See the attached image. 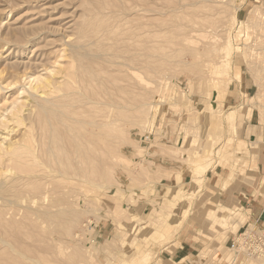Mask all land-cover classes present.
Masks as SVG:
<instances>
[{"label":"rangeland","instance_id":"1","mask_svg":"<svg viewBox=\"0 0 264 264\" xmlns=\"http://www.w3.org/2000/svg\"><path fill=\"white\" fill-rule=\"evenodd\" d=\"M162 1L143 12L137 0H0V264H264V171L246 178L237 152L264 165V0ZM97 71L125 105L79 178L55 131L83 129L69 120L72 91ZM53 77L72 89L58 101ZM41 102L49 117L36 116ZM92 107L97 118L108 108ZM246 122L261 127L258 155ZM219 166L262 197L261 220L242 203L211 212ZM176 174L186 182L167 185Z\"/></svg>","mask_w":264,"mask_h":264},{"label":"bare ground","instance_id":"2","mask_svg":"<svg viewBox=\"0 0 264 264\" xmlns=\"http://www.w3.org/2000/svg\"><path fill=\"white\" fill-rule=\"evenodd\" d=\"M145 1H146V3H145ZM165 1V0H164ZM164 1H162V2H164ZM191 1V0H190ZM208 2V1H207ZM137 3L139 4V6H141L142 8L140 9V10H142L143 12H147V11H151L152 9H151V4L153 5V2H151V4H150V0H137ZM156 3V2H155ZM144 4H146V6L144 5ZM202 5V4H201ZM163 6V5H162ZM200 6V5H199ZM160 7V6H159ZM187 7V6H186ZM190 7H192V6H190ZM152 8H154L153 6H152ZM153 11V10H152ZM161 11V10H160ZM256 11H257V8H256ZM159 13V12H158ZM136 14H139V16L140 17H142L141 15H140V13H139V11L138 12H136ZM142 14V13H141ZM144 16V15H143ZM146 16V15H145ZM144 16V17H145ZM142 27H144V24H143V26ZM141 29V28H140ZM138 31V30H137ZM140 31H142V29L140 30ZM140 31H138V32H140ZM67 32V31H66ZM149 32V31H148ZM152 32V31H151ZM151 32H150V34H151ZM161 32V31H160ZM153 33V32H152ZM147 34V33H146ZM161 34V33H160ZM66 36H67V34H66ZM140 40V39H139ZM148 49H149V47H148ZM79 50V49H78ZM144 50V49H143ZM77 52V51H76ZM81 52V51H80ZM144 52L145 53H147V49H145L144 50ZM149 52V51H148ZM98 56H101V55H97L96 57L98 58ZM93 57V56H92ZM95 57V56H94ZM88 58V57H87ZM102 59V58H101ZM109 63H111L112 62V60H110V59H108L107 60ZM102 63V62H101ZM263 63V62H262ZM113 64V63H112ZM113 65H115V64H113ZM92 70V69H91ZM54 71V70H53ZM58 71V70H57ZM62 71V70H61ZM60 71V72H61ZM96 71V70H95ZM66 72V71H65ZM65 72H64V70H63V73L65 74ZM101 72V71H100ZM61 74H62V72H61ZM71 74V73H70ZM93 74H94V71H93ZM96 74V73H95ZM105 75V74H104ZM53 76H57V75H53ZM61 76V75H60ZM59 76V77H60ZM66 76V75H65ZM58 77V78H59ZM91 77V76H90ZM94 77V78H93ZM93 79L91 80V78H90V82L91 83H87V81H86V83H78V88H76L75 90H73L72 91V94H75L76 96L78 95V96H80V98L79 99H77V101L78 102H80L79 103V105H77V106H75L76 107V109L74 110V114L76 115L75 116V118L74 117H69V120L72 122H75V123H77L76 125H78V123L79 124H81V125H83L84 127H83V129H81V130H78L77 131V133H76V135H72V134H67V132L66 131H64V132H61V131H55V135L57 136V138H58V136H59V140H61V141H63V142H65V143H67V141H69L70 143H71V145H70V147L67 149L66 147V151H65V153L63 154L64 155V160L67 158H70V157H72V158H77L76 160L78 161V163H76L77 165L76 166H78V170H76L73 174H75L74 176H76L77 175V177H85V176H87V173L89 172V167L91 166V164H92V162L93 161H97V160H99L100 161V159L102 160L103 158H102V153H101V151H102V147L101 146H99L100 145V143H97V140L99 141V138L100 137H103V135L104 134H106V136L108 135V134H110V132L112 131L113 132V128L112 129H110V131L108 130L107 132H102L101 131V129H103V128H105L106 126H111V124H116L115 122L117 121V119H118V117L116 116L117 115V113H118V109L117 108H120L119 110H121V108L122 107H124L123 105H125V104H123V105H121L120 106V101L118 100V97H121V96H118L119 95V89L117 88V85L115 84V82L114 81H116V80H113V81H111V79H106V77H103V75H101L100 73H98V71H97V75L95 76V75H93ZM52 79V78H51ZM57 78L56 77H53V86H51V84H52V81L50 80V79H47L46 80V82L45 83H40L39 85H37L34 89L37 91L38 89H42V88H44V87H47L48 88V86H51V87H53V93H55V92H57L56 94H58L59 92H61V91H63L62 90V87H63V83H59V81L58 80H56ZM60 79V78H59ZM69 79H71V78H69ZM83 79V78H82ZM115 79V78H114ZM82 81V80H81ZM85 81V80H84ZM63 82V81H62ZM71 82V81H70ZM68 85V84H67ZM76 86V87H77ZM50 87V88H51ZM72 87V86H71ZM70 87V88H71ZM70 88L68 89V90H70ZM46 90H49V88L48 89H46ZM45 90V91H46ZM66 90H67V88H66ZM72 90V89H71ZM70 90V91H71ZM69 91V92H70ZM44 92V91H43ZM69 92H61L59 95H58V97H57V95H56V97H57V101H58V99L61 97V96H64V95H66L67 93H69ZM39 94V93H38ZM121 94V93H120ZM44 95L46 96V94L44 93ZM55 97V96H54ZM75 97V96H74ZM44 99H45V97H43ZM51 98V97H50ZM50 98L48 99V98H46L47 100H49V101H46L45 100V102H47L46 104H48V103H50ZM52 99V98H51ZM70 99V98H69ZM75 100V99H74ZM135 100V99H134ZM70 101V100H69ZM71 101H73V100H71ZM52 102V101H51ZM60 102V101H59ZM56 102L55 101H53V104H55ZM70 103V102H69ZM68 103V104H69ZM38 105H39V103H37ZM41 104V110L39 109V108H37V109H39L38 111L40 112L41 111V113L40 114H38V115H36L37 113L35 112V114L34 115H36L37 117L38 116H40L41 117V115H47L48 114V112H46V109H48V106L47 105H45V104H42V102L40 103ZM52 104V103H51ZM57 105H58V103H56ZM50 105V104H49ZM60 105H62V103L61 104H59V107H60ZM70 105V104H69ZM75 105V104H74ZM92 105H99V106H106V108H107V111H106V113L105 114H103V112H102V115H101V117H99V118H97V116H100V115H95V114H93V112L95 113V109H93V107H92ZM140 105V104H139ZM71 106L73 107V104H71ZM83 106H85V110H82V107ZM38 107H40V106H38ZM50 107V106H49ZM62 107V106H61ZM126 107V106H125ZM56 108H57V106H56ZM117 109V113H116V110ZM123 109V108H122ZM58 110V109H57ZM140 110V109H139ZM48 111V110H47ZM100 111V110H99ZM102 111V110H101ZM15 115H16V117L17 118H19V117H21L20 115H19V113H14ZM60 114V113H59ZM62 114V113H61ZM66 114V113H65ZM65 114H62V115H65ZM72 114V113H71ZM52 115H54V114H52ZM67 115V114H66ZM48 116V115H47ZM37 117H36V120H38L37 119ZM45 117V116H44ZM49 117V116H48ZM60 117V116H59ZM63 117V116H62ZM68 117V116H67ZM71 118H73V119H71ZM34 119V118H33ZM40 119H42V118H40ZM39 119V121H41L42 123H43V119L42 120H40ZM50 118H48V120H49ZM64 119V118H63ZM62 120V119H61ZM68 120V119H67ZM118 120H120V118L118 119ZM23 121V120H22ZM22 121H19L20 123L22 122ZM50 121V120H49ZM18 122V121H17ZM54 123L53 121H52V119H51V121L49 122V123ZM60 122V121H59ZM59 122L57 121V124L59 125ZM69 122V121H68ZM73 122H72V124H73ZM40 123V122H39ZM23 124V123H22ZM45 123H43V125H44ZM63 124V123H62ZM71 124V123H70ZM52 126H53V124H51ZM50 125V126H51ZM55 125H56V122H55ZM40 125L38 124V127H39ZM70 125H68V127H67V129L68 128H70L69 127ZM114 126V125H113ZM47 127V126H46ZM62 128V127H61ZM74 128V127H73ZM44 129V128H43ZM46 129V128H45ZM44 129V130H45ZM51 129H52V127H51ZM54 129V128H53ZM66 129V130H67ZM40 130H42V128L40 129ZM61 130V129H60ZM64 130V129H63ZM62 130V131H63ZM70 130V129H69ZM68 130V131H69ZM12 131V130H11ZM15 131V130H14ZM46 131H48V130H46ZM51 131V130H50ZM30 132V131H29ZM49 132V131H48ZM52 132V131H51ZM75 132V131H74ZM112 132H111V136H112ZM7 134V133H6ZM46 134H47V132H46ZM27 135H28V133H27ZM26 135V136H27ZM30 135V134H29ZM28 135V136H29ZM51 135V134H50ZM27 136V137H28ZM49 136V135H48ZM52 136H54V135H52ZM105 136V135H104ZM115 137L114 138H116V135H114ZM24 137V136H23ZM32 137V136H31ZM108 137V136H107ZM106 137V138H107ZM109 138V137H108ZM107 138V139H108ZM72 139H73V141H72ZM105 139V138H104ZM110 139V138H109ZM108 139V140H109ZM29 140V138L27 139V141ZM111 140H114V139H112L111 138ZM115 140H117V138L115 139ZM114 140V141H115ZM29 141H31V140H29ZM16 143H14V144H17V140L15 141ZM50 142H52V141H50V139H49V143ZM100 142V141H99ZM58 143V142H57ZM109 143H114L115 145H116V143L115 142H109ZM9 144V143H8ZM63 144V143H62ZM112 145V144H110V146L112 145V146H114L115 147V145ZM4 145V144H3ZM58 145V144H57ZM56 145V146H57ZM68 146H69V144H67ZM109 144H107V146H108ZM29 146V145H28ZM48 146V145H47ZM104 146V145H103ZM16 147H18L17 145H16ZM51 147V146H50ZM106 147V146H105ZM3 148V147H2ZM11 148H13V146H11ZM11 148L9 149V150H11ZM15 148V147H14ZM48 148V147H47ZM51 148H55L54 146L53 147H51ZM109 148H111V147H109ZM17 149V148H16ZM15 149V150H16ZM31 149V148H30ZM46 149V148H45ZM113 149V148H112ZM112 149H109V151H111ZM14 150V151H15ZM44 150V149H43ZM51 150V149H50ZM4 151V150H3ZM48 151H49V149H48ZM56 150H53V155H52V153H51V155L50 156H53V157H55V159H56V157L58 156L61 160L63 159V156H60L59 155V152H58V155H56V152H55ZM10 152V151H9ZM12 152H13V149H12ZM35 152V155L37 154H39V152L38 153H36V151L34 150L33 151V153ZM103 152H106V151H103ZM111 152H113V151H111ZM4 153V152H3ZM6 153V152H5ZM4 153V154H5ZM26 153V152H25ZM62 153V152H61ZM60 153V154H61ZM110 153V152H109ZM7 154V153H6ZM31 154V153H30ZM105 154V153H104ZM113 154V153H112ZM111 154V155H112ZM1 156L3 155L2 153L0 154ZM70 155H72V156H70ZM74 155H75V157H74ZM105 155H108V153L106 152V154ZM110 155V154H109ZM4 156V155H3ZM113 156V155H112ZM112 156H110V157H112ZM109 157V156H108ZM114 157V156H113ZM36 158V157H35ZM47 158V157H46ZM2 159H4L3 157H2ZM1 159V160H2ZM7 159V158H6ZM12 159V158H11ZM48 159V158H47ZM54 158H52V160H53ZM114 159H116V158H114ZM59 160V159H58ZM4 161V160H3ZM12 161V160H11ZM11 161H9V162H11ZM16 161V162H15ZM17 159L16 160H14L13 162H15V163H17ZM20 161H21V159H20ZM98 161V162H99ZM1 162V161H0ZM21 162H23V161H21ZM61 162V161H60ZM63 162V161H62ZM4 163H6V162H4ZM18 163H20V162H18ZM65 163V162H64ZM2 164H3V162H2ZM44 164V163H43ZM40 165H41V163H40ZM5 166H6V164H5ZM8 166V165H7ZM57 166H58V164H57ZM92 167V166H91ZM68 169H69V166H68ZM57 172H58V174L57 175H54L55 177H57V176H63V173L62 172H60V169L58 168L57 170H56ZM91 171V170H90ZM56 172V173H57ZM66 172V171H65ZM69 172V171H68ZM70 173V172H69ZM0 174H2V173H0ZM67 174V173H66ZM91 174V173H90ZM94 175H95V173H94ZM92 177V176H91ZM3 185V184H2ZM2 187V186H1ZM2 190L3 189H1L0 191H1V193H2ZM4 199V198H3ZM4 207V206H3ZM15 214V213H14ZM24 241V240H23ZM0 242H2V243H4L5 244V242H8L7 240H6V238H0ZM1 243V244H2ZM9 244V243H8ZM7 245V244H6ZM4 246V245H3ZM49 249H51V248H49ZM23 252V251H22ZM42 252V251H41ZM30 257V256H29Z\"/></svg>","mask_w":264,"mask_h":264},{"label":"crops","instance_id":"3","mask_svg":"<svg viewBox=\"0 0 264 264\" xmlns=\"http://www.w3.org/2000/svg\"><path fill=\"white\" fill-rule=\"evenodd\" d=\"M225 100H224V103L226 102ZM247 120L252 121V117H247ZM233 122L235 123L236 121L234 120ZM247 123L248 122H246V125ZM250 127H256L255 131L254 129H252L253 131L250 133L248 130V128ZM242 133L243 134L241 136V139L243 142L247 144L246 146L247 150L249 151L250 149H252V151H250L251 155H258L260 151H256V152L253 151L255 149L250 144L253 142L261 143V142H258L260 141L259 140L260 134H262L261 127H259L257 124L247 125V127L244 129ZM263 137H264V134H263ZM238 146L239 145H237L236 148ZM244 150L245 149L241 147V149L237 150V152L240 155H242L245 158V160H249L250 165L253 166L246 170L247 172L246 178L254 177L253 175L262 173L264 171V165L259 163V161L257 162L255 158H250V155L248 154V152ZM239 174L240 175L235 176L233 178L231 177L230 170L223 166L216 167V169L211 170L207 174L208 185L214 188L215 190L214 196L212 198L213 204L210 205L212 207L211 212H215L214 210H216L217 212L219 210L218 206H221V205L225 207H229V208H234L237 206V204L242 203L243 205L250 206V208L253 210V215L259 216L258 220H261L260 218L262 217L263 213L262 211L261 213H259L258 211L260 208L259 204L262 202V197L258 196L254 188L252 189V187L249 184H247L246 181H243V179L241 178V176L243 177V174L241 173ZM187 177L188 176L186 175L178 177V175L176 174L167 183V185L178 186V185L184 184L187 180ZM192 183L195 184V186H197L195 181ZM202 191H203V188L201 189V192ZM257 206L259 208H257ZM190 242L191 241L189 240L187 241V239H185L182 243V246L183 247L189 246L190 249H192L191 248L192 244ZM186 253H189V252L186 250H183V254L186 255Z\"/></svg>","mask_w":264,"mask_h":264}]
</instances>
